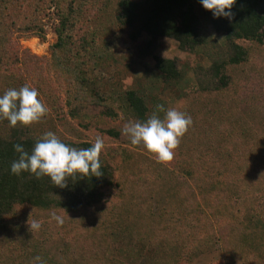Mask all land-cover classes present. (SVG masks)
I'll list each match as a JSON object with an SVG mask.
<instances>
[{"label": "trees", "instance_id": "obj_1", "mask_svg": "<svg viewBox=\"0 0 264 264\" xmlns=\"http://www.w3.org/2000/svg\"><path fill=\"white\" fill-rule=\"evenodd\" d=\"M198 2L195 11L192 0H0V95L28 85L49 109L30 127L13 128L0 118V264H33L36 256L46 264H185L182 257L208 246L221 254L214 264H264L251 252L255 239L264 247V84L244 74L254 71L249 55L264 52V0H236L231 20L215 18ZM49 11L57 19L56 40L48 57H36L14 38L44 40ZM93 13L104 20V30L90 25ZM110 24L122 31L134 27L132 40L141 32L150 41L173 39L180 51L209 63L177 68L171 59L152 57L151 73L174 86L170 106L144 95L139 80L145 78L136 89L121 85L115 96L107 95L92 75L98 63L86 52ZM208 26L223 35L220 42ZM187 70L195 87L182 92ZM116 72L120 77L123 70ZM158 104L192 119L173 161L158 163L142 147L128 145L118 149L122 164L116 167L111 143L119 129L113 123L130 117L146 122ZM83 105L100 112L73 126ZM48 131L76 148L90 147L98 135L108 138L103 175L69 181L64 189L47 177L14 175V145L31 153ZM247 211L261 223L259 233L243 223ZM28 220L50 233L31 232ZM112 244H123L122 256L108 255Z\"/></svg>", "mask_w": 264, "mask_h": 264}, {"label": "rangeland", "instance_id": "obj_2", "mask_svg": "<svg viewBox=\"0 0 264 264\" xmlns=\"http://www.w3.org/2000/svg\"><path fill=\"white\" fill-rule=\"evenodd\" d=\"M199 0H192V5L194 6L195 11H197L199 6ZM113 3H110V7ZM114 6V4H113ZM54 13L49 11L48 15L44 20V40H40L37 37H29V38H14L17 40V44L20 49H26L30 54L36 57H48L49 55V46L53 44L56 40V36L54 33V27L57 25V19L53 15ZM91 19L90 25L92 26H100L104 30V21L101 18H98V15L93 13V15H88ZM114 26V25H113ZM112 27L111 24L109 26V30L104 33L101 38L94 37L96 44L91 46V49L87 50L86 55L90 63H98L95 67L92 68V75L97 79L99 85H101V89L103 92L110 93L113 96L116 95V92L121 91V85L126 88H137L138 82L137 80L140 78H145V80H139L142 84H145L146 87L143 89V93L147 97H153L155 99H162L168 103L170 106L173 101V89L174 86L171 87L170 84L165 85L161 82V80L156 79L155 75L151 73V68L153 67V56H159L166 59H171L175 63L178 68L180 65H186L190 69L193 65L202 64L204 66L208 65V60L203 56L189 54L187 52H182L177 48V43L173 39L165 38V37H157L153 38L151 41L148 36L141 32L139 33L135 39H130L129 35L135 32L134 27L128 30L123 29V31L115 26ZM113 30V34L111 31ZM208 31L211 35L216 39L217 42H220L223 35L221 33L215 32L212 27L208 26ZM109 34H112L110 36ZM16 36V33H12L11 37ZM33 38L37 40V44L39 45L38 49H30V44L33 42ZM101 39V40H100ZM109 44L106 50H103L102 44ZM43 47V48H42ZM250 51V49H249ZM141 52L143 53L141 55ZM252 52V51H251ZM264 53V52H263ZM259 52H255L249 55L248 64L252 66L254 71L246 70L244 74L246 76L251 73L255 74L256 77L260 76V83L264 84V54ZM116 64V65H115ZM126 65L125 68H122ZM123 70V73L120 75H116V70ZM261 74V75H260ZM251 75V76H252ZM46 80V76L44 77ZM249 80V79H248ZM182 84L185 86V89H182V92L186 90V87L190 89L195 87L194 78L190 70H187L184 73V79ZM177 87V86H176ZM179 94V92L177 93ZM108 95V94H107ZM100 109L93 106L83 105L80 109V116L77 119L72 121V125H77V122H86L90 121L91 118H94ZM133 117H130L129 120H133ZM98 123L100 119H97ZM97 120L92 119V123L97 122ZM126 122L118 120L113 123L119 129V134L117 138V142L111 143L114 145L113 147L117 150L111 162L117 167L121 166L122 156L118 149H121L125 146H130L131 143L129 139L122 135V128ZM96 130V134H97ZM94 132V133H95ZM110 140L108 138L104 139V142L107 144ZM133 149L137 148L132 146ZM139 149L141 147H138ZM145 153V152H144ZM155 159V158H153ZM156 160V159H155ZM169 165V164H167ZM122 170L124 167L121 168ZM264 170L260 172V175L263 176ZM256 175V174H255ZM259 177V176H258ZM257 175L255 177L256 182H259ZM116 188L112 187V192ZM240 202H237L239 204ZM243 223L253 229L255 232L259 233L261 230V223L259 220L251 213V211H247L243 215ZM43 226L37 233H41L43 235H48L50 232L44 230ZM54 233V232H53ZM51 232V235H53ZM55 234V233H54ZM123 244L117 245L112 244L110 246L108 255L110 257L122 256ZM254 255L256 253L264 260V247L261 245L258 239H255L253 242V249L251 251ZM256 255V256H258ZM221 257L219 251L213 250L210 246L207 249H199L195 252L192 251L186 258L180 259L186 264H214ZM179 261V260H178ZM179 262V263H183Z\"/></svg>", "mask_w": 264, "mask_h": 264}, {"label": "clouds", "instance_id": "obj_3", "mask_svg": "<svg viewBox=\"0 0 264 264\" xmlns=\"http://www.w3.org/2000/svg\"><path fill=\"white\" fill-rule=\"evenodd\" d=\"M200 2L215 18H233L232 8L236 0ZM39 95L35 87L28 85L8 89L0 95V118L7 120L13 128L18 124L23 127L39 124L49 112ZM191 125L192 119L186 112L176 108L166 109L163 104H158L146 122L135 119L126 122L122 135L129 139L132 146L142 147L158 163L167 165L173 161ZM104 149V140L99 135L90 147L76 148L63 142L54 132L48 131L35 143L31 153L20 144L14 145L18 159L12 162L11 172L18 177L22 173H29L37 180L47 177L55 188L64 189L68 187L69 181L100 178L103 175L100 157ZM51 219L58 225L63 224V218L58 215L53 214ZM28 226L31 232L39 231L41 223L28 220ZM33 264L46 262L36 256Z\"/></svg>", "mask_w": 264, "mask_h": 264}, {"label": "bare ground", "instance_id": "obj_4", "mask_svg": "<svg viewBox=\"0 0 264 264\" xmlns=\"http://www.w3.org/2000/svg\"><path fill=\"white\" fill-rule=\"evenodd\" d=\"M37 40L35 38H33V42L30 44V47H29L30 49H35L36 50V49L39 48V45L37 44L38 43Z\"/></svg>", "mask_w": 264, "mask_h": 264}]
</instances>
